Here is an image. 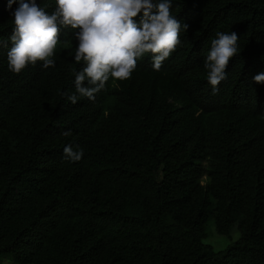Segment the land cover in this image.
Wrapping results in <instances>:
<instances>
[{
    "label": "trees",
    "instance_id": "1",
    "mask_svg": "<svg viewBox=\"0 0 264 264\" xmlns=\"http://www.w3.org/2000/svg\"><path fill=\"white\" fill-rule=\"evenodd\" d=\"M19 3L0 0V262L264 264V0H172L188 29L161 69L145 54L130 79L75 104L62 95H78L84 67L71 27L54 67L9 70ZM233 31L238 53L213 94L204 61ZM210 218L238 238L213 250Z\"/></svg>",
    "mask_w": 264,
    "mask_h": 264
},
{
    "label": "clouds",
    "instance_id": "2",
    "mask_svg": "<svg viewBox=\"0 0 264 264\" xmlns=\"http://www.w3.org/2000/svg\"><path fill=\"white\" fill-rule=\"evenodd\" d=\"M13 2L8 0L9 8ZM56 5L55 11L48 14L36 0H20L8 38L12 45L7 52L8 68L18 74L37 62H42L44 69L54 67L61 29L71 27L78 41L74 60L84 62L75 74L78 95L62 93L73 104L80 97L94 100L110 78L130 79L145 54H151L153 69L159 71L180 45L181 30L188 29L172 15V0H56ZM238 39L234 31L217 32L211 41L204 68L213 94L227 78L229 61L238 53ZM254 81L264 83V73L256 75ZM63 151L65 159L72 162L83 157V151L71 145Z\"/></svg>",
    "mask_w": 264,
    "mask_h": 264
},
{
    "label": "rangeland",
    "instance_id": "3",
    "mask_svg": "<svg viewBox=\"0 0 264 264\" xmlns=\"http://www.w3.org/2000/svg\"><path fill=\"white\" fill-rule=\"evenodd\" d=\"M204 165L206 164L205 161L202 162ZM207 180L206 176H202L200 178L201 182H204ZM233 227L230 231L229 235H221L218 234L215 230V226L213 223V219L210 218L206 225H205V236L203 238L204 243L210 244L213 248V250L218 251L224 249L229 243L236 240L239 236V233L234 230ZM233 231H236L232 233ZM0 264H14L10 259L4 258Z\"/></svg>",
    "mask_w": 264,
    "mask_h": 264
}]
</instances>
